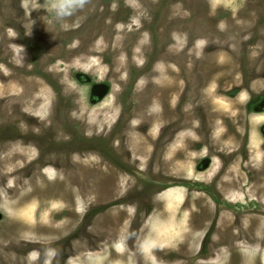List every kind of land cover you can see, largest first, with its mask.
Instances as JSON below:
<instances>
[{"label":"rangeland","instance_id":"obj_1","mask_svg":"<svg viewBox=\"0 0 264 264\" xmlns=\"http://www.w3.org/2000/svg\"><path fill=\"white\" fill-rule=\"evenodd\" d=\"M0 83V264H264V0H0Z\"/></svg>","mask_w":264,"mask_h":264},{"label":"flooded vegetation","instance_id":"obj_2","mask_svg":"<svg viewBox=\"0 0 264 264\" xmlns=\"http://www.w3.org/2000/svg\"><path fill=\"white\" fill-rule=\"evenodd\" d=\"M196 44V43H195ZM18 110V112H16ZM15 112H16V116H26V117H29V113H27V111L24 109V108H20V109H17ZM21 111V112H20ZM24 111V112H23ZM23 112V113H22ZM23 115H22V114ZM25 114V115H24ZM13 117H14V115H13V113L11 114ZM34 118H39V117H37V116H33ZM73 131V130H72ZM14 132H17V133H20L19 131H15V129H14V131L12 132L13 134H14ZM14 135H16V134H14ZM22 136H25V135H27V134H21ZM16 136H18V135H16ZM12 142H13V144H16L18 141L19 142H25V144L27 143V144H29L30 146L32 145V146H35V147H37V148H39V151L41 152V154H42V151H41V149H40V146L39 145H36L35 143H33L32 141L31 142H29L27 139H24V138H20V139H18L17 138V140L16 139H14V137H13V139L11 140ZM14 141H15V143H14ZM17 141V142H16ZM71 143V142H70ZM101 144H99L98 143V146H100ZM30 146H25L27 149H30ZM33 148V147H32ZM38 151V156H40L41 154H40V152ZM35 161H37V160H34L33 162L34 163H37V164H42V163H44V161L42 160V156H41V158L38 160V162H35ZM32 162V163H33ZM33 163V164H34ZM45 164V163H44ZM29 168H31L30 170H28ZM27 170H26V172L28 171V173L29 172H31V170L32 169H37V168H41V170L43 169V171H45V169H46V167H42V166H40V165H37V166H34V167H29ZM58 169V168H57ZM28 173H26V174H28ZM0 218H1V216H0ZM0 221H1V219H0ZM44 243H42V245H43ZM72 247V246H71ZM43 248V247H42Z\"/></svg>","mask_w":264,"mask_h":264},{"label":"bare ground","instance_id":"obj_3","mask_svg":"<svg viewBox=\"0 0 264 264\" xmlns=\"http://www.w3.org/2000/svg\"><path fill=\"white\" fill-rule=\"evenodd\" d=\"M18 58H19V56H18ZM7 60V59H6ZM16 63V62H15ZM17 65H20V64H18V63H16ZM10 67V66H9ZM36 67V66H35ZM23 68V67H22ZM16 70V69H15ZM36 70V69H35ZM37 71V70H36ZM24 72V71H23ZM38 73V72H37ZM5 74V73H4ZM27 74V73H26ZM28 75H30V74H28ZM27 75V76H28ZM5 76V75H4ZM6 78V77H5ZM3 80V79H2ZM1 84V83H0ZM2 85V84H1ZM3 89H5V88H3ZM7 90V89H6ZM10 90H12V89H10ZM5 91V90H4ZM13 91V90H12ZM7 92V91H6ZM1 95V94H0ZM5 95V94H4ZM4 95H2L3 96V99H4ZM10 95V94H9ZM8 95V96H9ZM6 98V97H5ZM15 98V97H14ZM11 100V99H10ZM15 100V99H14ZM4 101V100H3ZM12 101V100H11ZM9 103V102H8ZM28 103V102H27ZM12 104V103H11ZM29 106H30V104H28ZM15 107H16V105H14ZM19 106V105H18ZM16 112H18V110L16 111ZM21 112V111H20ZM24 112V111H23ZM22 112V113H23ZM21 113V114H22ZM10 115V114H9ZM14 115H17V114H14ZM23 115V114H22ZM25 115V114H24ZM31 115V114H30ZM30 115H29V120L31 119L30 118ZM3 116V115H2ZM5 116H8V115H5ZM11 117H13V116H11ZM10 117V118H11ZM21 117V116H20ZM24 117V116H23ZM41 117H42V115H41ZM44 117V116H43ZM91 117H94V116H91ZM16 118V117H15ZM32 118H33V116H32ZM39 118H40V115H39ZM12 119V118H11ZM21 119V118H20ZM41 119V118H40ZM12 120H14V119H12ZM37 120H38V118H37ZM14 121H16V120H14ZM8 122H9V120H8ZM11 122V121H10ZM17 122V121H16ZM30 122V121H29ZM20 123V122H19ZM27 123V122H26ZM92 125V124H91ZM18 149V148H17ZM29 152V151H28ZM28 152H26V154H28ZM27 156V155H26ZM13 159V158H12ZM219 165V164H218ZM215 168H219L218 166L217 167H215ZM217 170V169H216ZM50 173V172H49ZM214 175V172H213V174H212V176ZM210 177H211V175H210ZM212 178V177H211ZM32 206V205H31ZM29 208H30V206L29 207H27V209L26 210H29ZM23 211H25V208H23L22 206H19L18 207V209H16V211H15V214L18 212V213H21V212H23ZM12 213V212H11ZM17 216H19V215H17ZM157 248V247H156ZM151 256V255H150ZM165 258V257H164ZM150 261H152L153 262V258H150ZM245 262V261H244Z\"/></svg>","mask_w":264,"mask_h":264}]
</instances>
